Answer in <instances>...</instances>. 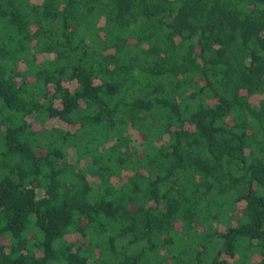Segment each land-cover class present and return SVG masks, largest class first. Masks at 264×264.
Masks as SVG:
<instances>
[{
  "label": "trees",
  "instance_id": "trees-1",
  "mask_svg": "<svg viewBox=\"0 0 264 264\" xmlns=\"http://www.w3.org/2000/svg\"><path fill=\"white\" fill-rule=\"evenodd\" d=\"M0 264H264V0H0Z\"/></svg>",
  "mask_w": 264,
  "mask_h": 264
},
{
  "label": "rangeland",
  "instance_id": "rangeland-1",
  "mask_svg": "<svg viewBox=\"0 0 264 264\" xmlns=\"http://www.w3.org/2000/svg\"><path fill=\"white\" fill-rule=\"evenodd\" d=\"M87 166H85L84 168L86 169Z\"/></svg>",
  "mask_w": 264,
  "mask_h": 264
}]
</instances>
